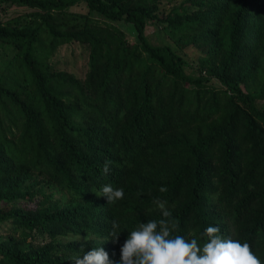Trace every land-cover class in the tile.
<instances>
[{"label":"trees","instance_id":"1","mask_svg":"<svg viewBox=\"0 0 264 264\" xmlns=\"http://www.w3.org/2000/svg\"><path fill=\"white\" fill-rule=\"evenodd\" d=\"M158 3L0 0L31 11L0 20V204L11 206L0 210V264H73L99 246L115 264L128 231L160 218L155 199L174 234L216 225L264 264V0H181L164 15ZM79 4L86 14L69 10ZM149 25L177 49L152 44ZM73 42L88 51L84 79L51 64ZM104 184L124 197L97 196Z\"/></svg>","mask_w":264,"mask_h":264},{"label":"clouds","instance_id":"2","mask_svg":"<svg viewBox=\"0 0 264 264\" xmlns=\"http://www.w3.org/2000/svg\"><path fill=\"white\" fill-rule=\"evenodd\" d=\"M109 163L105 162L103 166L104 174L110 171ZM160 191L166 189L161 187ZM93 192L105 197L108 203L124 197L123 188H114L111 184H104ZM153 204L159 210L160 218L140 222L128 231L115 264H261L247 242L221 235L219 226L208 225L198 236L190 239L174 234L178 225L171 218L166 202L155 199ZM121 232L120 224L114 220L110 239L117 241ZM71 260L73 264H112L108 252L101 246L91 247Z\"/></svg>","mask_w":264,"mask_h":264},{"label":"rangeland","instance_id":"3","mask_svg":"<svg viewBox=\"0 0 264 264\" xmlns=\"http://www.w3.org/2000/svg\"><path fill=\"white\" fill-rule=\"evenodd\" d=\"M181 4V0H159V3L157 5L158 14L164 15L169 13L172 10V7H178ZM71 12L74 13H81L86 14L88 12L87 7L85 4H79L77 6L72 7L69 9ZM31 12L30 10H27L25 8L16 7V6H3L0 8V20L5 22L10 19L16 18L18 16H24ZM118 29H120L123 33H125V36L127 40L131 43L135 41L136 33L133 29V27L129 24H126L124 22H117L114 23ZM147 36L150 40V42L154 45H158L163 43H169L172 45L175 49V43L172 42V37L165 34L163 31L158 30L157 28L153 27L152 25H149L147 28ZM187 55V60L190 61L191 59H196L198 57V53L196 52V49L193 47H188L184 51ZM197 56V57H196ZM8 59L7 54V47L4 44H0V66L3 67L4 63H6V60ZM51 64L55 70L67 72L70 74L75 75L78 79H84L85 75L88 71V51L87 49L79 45L75 42L68 43L65 45L60 46L54 55L51 58ZM197 65V62L194 63V66ZM187 72H195L198 74L196 70L187 69ZM44 184V183H43ZM43 192L46 194L50 193V190H48L47 187L43 186ZM59 195H56V198H58ZM17 208L21 209H32L34 207L33 204H30L28 202H19L17 205ZM10 205L0 204V210L10 208ZM9 235V226L7 223L0 225V237L6 238V236ZM29 246L31 248H37L41 243V239H36V242H29ZM25 247L27 244H23Z\"/></svg>","mask_w":264,"mask_h":264}]
</instances>
